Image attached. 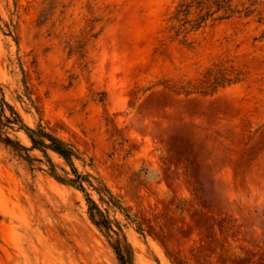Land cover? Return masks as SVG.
Instances as JSON below:
<instances>
[{
    "label": "rangeland",
    "instance_id": "obj_1",
    "mask_svg": "<svg viewBox=\"0 0 264 264\" xmlns=\"http://www.w3.org/2000/svg\"><path fill=\"white\" fill-rule=\"evenodd\" d=\"M10 108L111 229L5 128L0 264H264V0H0Z\"/></svg>",
    "mask_w": 264,
    "mask_h": 264
},
{
    "label": "trees",
    "instance_id": "obj_2",
    "mask_svg": "<svg viewBox=\"0 0 264 264\" xmlns=\"http://www.w3.org/2000/svg\"><path fill=\"white\" fill-rule=\"evenodd\" d=\"M10 109H11L10 116H6L4 110H2V113L0 114V142H3L6 145L11 146L16 149L26 150V148L21 146L19 142L14 141L9 135H6L5 132H3V129L8 128V129L14 130L15 126H19L20 130L21 129L26 130L29 138L31 139L33 143L34 149H39L47 157H48L47 152L52 151L58 154L72 167L73 173L75 175L74 179L62 180L57 177L56 179H58L60 182L68 183L72 186H75L76 188L86 193V190L83 186V182L86 181V178L82 176L81 174H79L77 169L74 166V158L77 157L75 150L71 146L64 143L62 140L47 133L43 128H39L38 130H30L24 125L19 114L15 112L12 108ZM86 196H87L88 202L92 205V211H91L92 221L98 227H105L107 229H111L110 220L107 219L106 216L98 209L94 201L91 200V198L89 197L87 193H86ZM93 209L98 211V215L93 212ZM116 234L118 236L120 235L119 233H116ZM117 244L118 246L116 247V250H117V254L120 259V262L121 264H127L125 261L124 255L122 253L121 241L119 239L117 240Z\"/></svg>",
    "mask_w": 264,
    "mask_h": 264
}]
</instances>
